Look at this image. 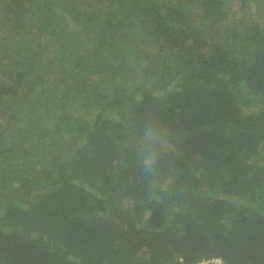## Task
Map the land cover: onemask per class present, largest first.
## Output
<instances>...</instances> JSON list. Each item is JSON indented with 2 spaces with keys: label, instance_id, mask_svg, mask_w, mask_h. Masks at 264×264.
<instances>
[{
  "label": "trees",
  "instance_id": "1",
  "mask_svg": "<svg viewBox=\"0 0 264 264\" xmlns=\"http://www.w3.org/2000/svg\"><path fill=\"white\" fill-rule=\"evenodd\" d=\"M211 258L264 264V0H0V264Z\"/></svg>",
  "mask_w": 264,
  "mask_h": 264
},
{
  "label": "clouds",
  "instance_id": "2",
  "mask_svg": "<svg viewBox=\"0 0 264 264\" xmlns=\"http://www.w3.org/2000/svg\"><path fill=\"white\" fill-rule=\"evenodd\" d=\"M167 143V133L155 123L147 126L138 153L142 171L147 178V191L152 198L163 192L161 184L162 146Z\"/></svg>",
  "mask_w": 264,
  "mask_h": 264
},
{
  "label": "built area",
  "instance_id": "3",
  "mask_svg": "<svg viewBox=\"0 0 264 264\" xmlns=\"http://www.w3.org/2000/svg\"><path fill=\"white\" fill-rule=\"evenodd\" d=\"M197 264H222L220 258L202 259Z\"/></svg>",
  "mask_w": 264,
  "mask_h": 264
}]
</instances>
